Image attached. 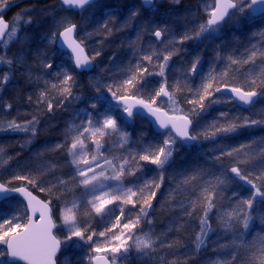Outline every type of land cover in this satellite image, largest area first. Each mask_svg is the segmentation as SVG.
<instances>
[{
    "label": "snow or ice",
    "instance_id": "snow-or-ice-1",
    "mask_svg": "<svg viewBox=\"0 0 264 264\" xmlns=\"http://www.w3.org/2000/svg\"><path fill=\"white\" fill-rule=\"evenodd\" d=\"M90 3L91 0H62V4L69 8L82 9ZM144 3L146 6H151L153 0H144ZM8 4L9 0H0V9L8 7ZM26 11L18 14L10 23L0 14V40L5 34L8 40L17 37L20 21ZM206 12L208 18L205 23L200 24L198 29L180 36L171 34L164 26L150 25L151 34L161 44L164 43V37H172L169 40L171 47L165 46L163 53L151 48L134 51L133 59L127 66L117 68L116 75L103 86V91L99 83L95 85L97 95L89 103V111L78 118V123L69 125L63 144L55 146L57 149L66 147L70 157L69 165L72 171L67 179H57L51 188H44L41 187L45 182L42 173L37 172L14 175L5 183H0V194L18 193L26 201V203L21 201V206L10 218L5 217L0 220V245L5 246L0 250V258H10L13 264H18L20 261L24 264H55L54 258L61 246L76 243L80 247L87 246L86 255L91 264H109L108 254L111 264H115L117 257L127 258L133 247L145 256L154 255L156 247H174V244H166L164 240H160L157 245L151 232H143L142 235L137 236L134 230H137L142 222H146L149 226L152 224L149 210L152 208L157 190L161 188L164 173L171 165L174 152L177 151L178 141L185 145L212 141L214 147L209 150L211 152L209 161L218 162L225 156L232 158V166L227 172L221 171L219 175L200 165L181 174L179 186L196 182L192 189L193 198L189 200L191 207L185 210L184 215L192 216L198 207L203 213L199 219L200 231L194 240L196 250L199 251L205 245L206 238L212 231L209 213L216 208L215 201L220 198L224 190L223 186L234 178L245 181L254 191L249 199L240 201L235 210L220 215V225L226 231L232 232L236 240L242 239L241 224L244 230L249 228L252 219L249 210L253 209L257 196L264 198V152L259 160L260 171L254 173L246 168L249 160L246 159L248 152L245 145L227 147L220 146L218 142L237 133L241 128L264 125V115H260L257 119L251 115L243 116L220 110L215 118L203 124L198 118L217 104L236 101L241 105H253L256 102L254 98L264 96V68L257 69L258 78L250 79L245 86L229 83L226 79L214 75L210 69L207 73L199 75L200 83L193 87L192 79L197 76L201 62L199 55L193 57L188 65L182 66L178 70L179 75H173L171 81L167 73L171 69L169 62L172 57L184 51L181 45L189 40H203L207 35L218 33L237 14H264V0H213V3L206 8ZM136 15L137 12L132 13L133 17ZM23 23H32L31 17ZM60 24L63 30L52 33L49 42L56 43L57 35L61 38V46L66 45L71 50L73 68L61 66L58 71L54 70L57 82L51 83V88L59 93L57 106H61L65 100L80 99L73 91L77 86L76 73L90 71L93 68V61L100 56L99 51L94 56H89L85 52L84 42L78 41L74 36L76 24L68 20H62ZM216 57L224 58L219 49L216 50ZM257 58L258 53L255 50L239 58L234 55L227 56L230 65L243 63L255 66ZM259 58L264 64V52L259 53ZM0 62L12 63L5 61L3 56H0ZM157 62L159 70L154 71ZM40 66L43 69H53V62L44 56L40 60ZM222 75L226 76L227 73ZM151 76L161 78L155 88L148 87V77ZM8 79L9 77L4 75L0 83H6ZM44 83L47 85L49 82L44 81ZM245 87L250 90H245ZM185 90L190 95H183V102L192 106L187 111L177 106L176 94L177 92L183 94ZM225 92L228 93L226 98L217 95ZM46 93H48L47 87L40 92L36 102L45 103L47 111L52 112L51 99L44 100ZM161 97L168 98L167 103L172 106V115H169V111H165L159 103ZM27 99L32 102L33 98L28 96ZM98 103H106L108 106L103 111H99ZM6 107L12 106L8 104ZM134 110L153 117V123L162 130L161 135L164 139L159 144L149 145L139 151L116 155L106 145L113 136H116L119 137L117 144L123 147L128 140V134L123 129L122 120L128 122L135 119L137 111ZM37 123L38 119L34 115L24 124L12 121L7 127L14 131L30 132L34 136L37 133ZM2 151L3 149L0 148V152ZM145 164L155 165L159 170V177L140 179L126 184L125 177L135 176L144 169ZM16 181L22 183L15 184ZM255 181L261 183L257 184ZM29 186L42 192L47 191L57 200L64 199V207L60 215L58 217L55 215L51 200L48 202L38 200L29 190ZM77 188L81 190L79 196H75ZM68 193L74 196L71 201L66 199ZM69 203L71 207L68 206ZM180 207H184L183 202H180ZM117 209L119 215H115L113 221L112 216ZM93 212L101 219L107 217L108 224L104 231L97 232L87 221L80 218L82 215L91 217ZM37 213H39L38 217ZM54 229L63 231V237L58 238ZM101 237L105 239L101 241ZM242 250L244 254L240 264H264V237L255 243L245 242ZM101 253L105 255H100ZM236 260L237 252L234 250L230 260L214 261L213 264H235ZM0 264H4L3 259H0ZM176 264L179 262L177 261Z\"/></svg>",
    "mask_w": 264,
    "mask_h": 264
},
{
    "label": "rangeland",
    "instance_id": "rangeland-1",
    "mask_svg": "<svg viewBox=\"0 0 264 264\" xmlns=\"http://www.w3.org/2000/svg\"><path fill=\"white\" fill-rule=\"evenodd\" d=\"M33 0H9L8 7L0 9V14L4 15L9 9L16 8L17 4H25L27 2H32ZM198 1V8L197 7H188V6H179L181 1L178 0H154V4L151 7L146 8L147 11L151 14L154 18H152L150 21H145V23L142 21L144 19V14L141 16L136 15V17H139L138 19H135V21L132 23V26L128 25L125 19H121L120 24H116V21L119 19L117 16H113L110 11V6H112L114 3H118L119 5H122L123 7H126L127 10H130L132 13L135 11V9H130L131 5L133 4V0H92V2L88 5H86L84 8H82L78 13L73 12V10H67L64 8V10H60L59 8H53V13L59 12L58 19H54L51 21L52 25L59 26V31L62 29L60 22L62 20H68L71 23H73L74 17H79V22L77 23V31H76V39L78 41L82 40L84 42L85 50H87V53L89 56H94L97 51L100 52V56L96 57V59L93 61L95 63V67L91 72H85V82L90 86L91 89L95 90V85L100 84L101 88L104 90L103 86L105 85V79L108 77H112L116 74V70L119 67V61L115 60L112 56L107 57V53L111 52L110 49H108L107 45H103L102 41L98 40L100 38L97 37H104L107 32L111 29L113 30L116 27L119 28V30H115V33L122 36L125 34L126 37L129 38L130 35H132L131 39H137V34L141 33L142 41H137L133 44H137L138 42H141L140 44H137V46L131 47V41H128L126 45H123L121 48L124 52V58L126 66L128 65L130 59L129 57L133 56L134 51H140L141 49L147 50L149 48L156 50L158 52L163 53V50L165 46L171 47V44H169V40L172 39L171 36L164 37V43L161 44L152 34L150 25H156V26H164L166 27L171 34H174L175 36H180L184 34L185 32L192 31L193 29H198L200 24L205 23L208 16L206 12V8H208L212 3L213 0H196ZM182 4V3H181ZM160 5V6H157ZM163 5V6H162ZM185 5V4H184ZM167 6L172 8H166ZM49 8L46 9H34L33 7H27L25 9H22L18 12H16L15 16L12 17L11 22L16 18V16L22 12L26 11V14L23 16L22 20L20 21V31L18 32V35L16 38L12 40L7 39V35L4 38V40L0 44V56L5 57V61H12L11 64H8L6 62H0V69H4V67L7 68V71H11V66H13L15 63L20 64L19 61L22 59V55H17L16 48L20 46H25L29 36L27 37V31L26 28L31 24H25L23 23L24 20H26L28 17L31 18H38V16L45 21L44 18H48L49 12H47ZM168 9V10H165ZM198 11V12H197ZM132 13L130 15H132ZM199 14V15H198ZM54 15H52L53 17ZM132 19V20H133ZM125 21V23H124ZM141 21L140 24H138ZM131 22V21H129ZM107 25V27H105ZM45 26H48L47 22H45ZM135 26V27H133ZM245 26L249 27V32H245L244 34V40L246 43H249L250 45V52L252 50L257 51L258 58L256 61V65L252 64H243L240 63L238 65H231L229 68L230 73L234 71V77L232 78L235 83L239 86H245L247 82L252 78H257L258 73L257 69L264 68V64L261 63V60L259 58V53L264 52V18L257 20L256 22L249 20L247 18V15L243 14H237L236 17H234L229 23L225 24L221 30L218 33L207 35V38H205L207 41L214 40V38L223 39L225 36H232V43H235V46L238 44L237 39L235 36L239 34L240 30L244 29ZM122 27V29H121ZM48 28V27H47ZM251 28V29H250ZM99 29H103V33H100ZM105 30V32H104ZM55 31V30H54ZM58 31V32H59ZM55 31V33H58ZM113 33V34H115ZM100 34V35H99ZM134 34V36H133ZM247 34V35H246ZM52 35V33H51ZM51 35L48 36L45 41L50 44L49 40L51 38ZM116 35V34H115ZM114 35V36H115ZM239 39V38H238ZM128 40V39H127ZM204 40V39H203ZM242 41V38L239 39ZM202 40H189L183 45H189V44H197L200 43ZM104 42V41H103ZM54 44V43H52ZM182 46V45H181ZM180 46V47H181ZM233 46V50L235 48ZM120 47V46H119ZM16 51V52H15ZM122 51V50H121ZM107 52V53H106ZM249 52V53H250ZM180 55V54H179ZM179 55H174V58H179ZM215 56V55H214ZM173 60V57H172ZM171 60V61H172ZM222 59H214V62H219ZM171 61L169 63H171ZM147 63V62H145ZM184 65V64H183ZM259 65V67H258ZM185 66V65H184ZM213 66V64L211 65ZM151 67V66H150ZM13 68V67H12ZM5 70V69H4ZM154 71H158V62L157 66L153 69ZM209 70V69H207ZM237 70V72H236ZM6 71V72H7ZM43 73V72H42ZM236 73V74H235ZM9 76V75H7ZM44 76V75H43ZM159 76H151L148 77V87H156L157 82L160 81ZM10 79L6 83H3V85H7L9 83ZM32 84V83H31ZM107 84V83H106ZM48 85H50L48 83ZM51 90V89H50ZM50 90H48L50 92ZM245 90H250L247 87H245ZM56 95V94H55ZM76 96H79L75 94ZM218 96H222L217 94ZM58 96V95H57ZM15 100H18V97L15 95ZM59 97V96H58ZM224 97V96H222ZM55 98V97H54ZM92 98V97H91ZM90 98V100H91ZM226 98V97H224ZM50 99V96L45 95L44 100ZM56 100L59 98H55ZM261 100V104L255 102L253 105H250L247 111H237L234 106L236 104L234 102L227 103V104H217L213 106L214 112L217 109H226L228 112L232 114H239L243 116H253L257 119L260 118V115H264V96L257 97V100ZM93 100V98H92ZM91 100V102H92ZM167 100L161 99L159 100V103L164 107L165 111H169V115H172L171 111V105L167 103ZM42 103V102H41ZM68 103H71V107L69 108V111H72L71 118L68 120L66 125V131L69 125L79 122V117H83L87 111H89L88 107L84 106H78L81 104H78V100L71 101L68 100ZM90 103V102H89ZM66 103H63V105ZM39 105V104H38ZM57 105V104H56ZM43 106L40 110H35L38 113H43V110L46 109L45 103H43ZM108 105L106 103H98L97 104V110L103 111L105 107ZM177 106L180 108L177 100ZM58 107H62L58 106ZM57 107V108H58ZM181 109V108H180ZM211 113L209 118L212 120L217 116V113ZM208 113V112H207ZM206 113V114H207ZM180 114V113H176ZM259 114V115H258ZM2 119H7V116H3ZM200 119V118H199ZM207 119V118H206ZM206 119L201 118V124H203ZM7 128L6 123H2L0 125V130ZM264 130L263 125L253 126L247 128V134H243V129H239L237 133H234L230 137V144L228 147H239L240 145H245L246 151L248 152V157L246 159L249 160V163L246 165V168L251 169L254 173H258L260 171L259 166V160L261 157L262 152H264V133L262 132ZM243 134V135H242ZM174 135V134H173ZM66 136V132L64 134V138ZM115 139L116 136H113ZM111 138L108 141V144L106 145L107 148H109L110 151H114L116 149L115 142H113L114 138ZM57 144H61L58 142H55V144H46L44 143L37 154V162L36 165L31 170H26L24 172H21L19 167H14L13 175H20V174H29V173H42V179L45 181L41 187L44 188H51L52 185L56 182L57 179H67V176L71 173L72 169L69 165L70 157L68 154H66V158H57L56 156L54 159L46 158L47 155L54 153L57 148L55 147ZM63 144V143H62ZM182 144V143H180ZM207 144V145H205ZM183 145V144H182ZM200 149L198 150V153L200 156H204L207 160L208 157L211 156V152L209 151L211 148L214 147V144L212 141H203L201 144H196ZM194 145V146H196ZM205 145V146H204ZM220 145V143H219ZM178 150V148H177ZM115 152V151H114ZM224 161L221 163H218V167L214 170H210L213 172H216L217 175L221 173V171L227 172V169H229L232 166V158L230 157H223ZM22 166L25 164H28L29 162L27 160H24ZM8 162L9 159L5 158V155L2 153L0 156V171L2 172L4 170V173L8 171ZM216 162V161H215ZM20 163V162H18ZM5 168V169H2ZM229 175L234 176V174L228 173ZM172 176V177H171ZM168 181L161 185V188L158 190V192L163 193L164 196L161 197L165 202H168L170 204V211L172 214H170V223L174 222V219L187 220L190 216L184 215V212L186 209H189L191 207L190 203H188L189 193L187 191V185H180V180L182 179V176L180 173L176 172L175 174H171ZM165 177V176H164ZM180 177V178H179ZM174 178V180H173ZM207 179H211V177H207ZM173 182V183H172ZM241 180L238 178H234L231 182L223 186V189L225 188L223 192L231 195H235L239 193L237 191V188L239 186L243 185L241 184ZM257 184H260V181H255ZM127 184V183H126ZM179 186V187H177ZM185 187V188H184ZM38 193L42 195V197L47 198L46 202L49 200L52 201V207L54 209L55 215L58 217L60 215V211L64 207V199L57 200L55 197L50 196L47 191H40L37 189ZM53 191L55 189L53 188ZM81 194V190L79 188L75 189V196H79ZM188 195V196H186ZM238 197V196H236ZM66 199L68 201H71L74 199V196L71 193L66 194ZM215 201L217 206L221 205L223 207L217 209L216 211H212L209 213L210 220L209 223L211 225L212 231L209 232L208 237L206 238L205 245L201 247L203 248V253L199 256L198 259L194 260V256L196 253L191 250L189 253L188 250L184 249H178L176 246L172 248L168 247H156V252L154 255L145 256L140 252H137V250L133 247L130 249L127 258H119L115 260V264H176L178 261L179 264H213L214 261H225L231 259V253L235 250L237 252V260L235 264H240V259L243 256V244L245 242L247 243H255L257 240H259L257 237H251L254 234L253 231V225L252 220L249 222V228L247 230H244L242 227V224L240 226L241 228V240H236L235 236L232 232L226 231L223 227L220 225V215H222L224 212H232L236 209V207L228 206V203L224 201L222 196ZM180 202L184 203V207H180ZM21 206V201L17 198H11L9 200L3 201V203H0V220H2L5 217L10 218L11 215L16 211L18 207ZM69 207H71V204H68ZM220 207V206H219ZM264 198L261 201L260 199L255 198V202L253 205V209L256 210V216L257 220L260 217H264ZM245 210L246 206H244ZM252 209V210H253ZM252 210H249L252 212ZM176 213V215H175ZM203 214V213H202ZM199 215V219L200 216ZM115 215H119V210L117 209L115 214L112 216V219L114 221ZM252 216V215H251ZM254 217V216H253ZM82 220L87 221L92 228H94L97 232L104 231L105 227L108 224L107 217L104 219H101V217L96 216L95 213H92V216L89 217L87 215H82L80 217ZM198 219V222H199ZM256 220V222H257ZM171 225L167 224V226H164V231H156L153 224L150 226L147 225L146 222H142L141 225L137 230H134L136 235H142L143 232H151L153 235V239L156 240L157 245L159 244L160 240H164L166 244L171 243L174 244L173 241L170 240V238H167V235L170 231ZM142 229V231L140 230ZM198 232L200 231L199 223ZM54 233L57 235L58 238H62L64 235L63 231H60L58 229H55ZM105 238L101 237L100 240L103 241ZM129 243H132V241H129ZM5 246L0 245V250H3ZM88 251L87 246L80 247L76 243H70V245H62L60 253L58 255V258L56 260V264H91V262L88 260L86 252ZM100 255H105L104 253H101ZM110 257V254H108ZM4 260V264H13L11 262H8L6 257L0 258ZM20 264V263H18Z\"/></svg>",
    "mask_w": 264,
    "mask_h": 264
},
{
    "label": "trees",
    "instance_id": "trees-1",
    "mask_svg": "<svg viewBox=\"0 0 264 264\" xmlns=\"http://www.w3.org/2000/svg\"><path fill=\"white\" fill-rule=\"evenodd\" d=\"M180 7L182 6H188V7H197L198 1L196 0H180ZM133 6L131 5L130 9H135L134 12H137L139 16L144 14V19L142 20L144 23L145 21H150L152 18H154L151 14L145 9L142 4L139 3L138 0H133L131 2ZM185 4V5H184ZM160 6V5H157ZM163 6V5H162ZM27 7H33L34 9H46L47 12H49L48 18L41 19L39 16L38 18H31L32 23L26 28L27 31V37L29 36V39L25 46H20L16 48L17 55H22V59L19 61L18 64H14L11 66V71H7V68L4 67V69H0V81H2V78L4 75H9V83L7 85H3V83H0V125L2 123H6L8 125L9 122L15 121L19 124H24L26 121L31 120L32 117L35 115L38 119V123L36 125L37 133L36 135H32L30 132H23L19 130H11L8 127L0 130V148L3 149L2 152H0V156L3 153L5 155V158L9 159L8 162V171L4 173V170L0 171V183H5L7 180L12 178L14 167H19L21 172H24L26 170H31L37 162V154L39 152L40 147L46 143V144H55V142L63 143L65 140L64 134L66 132V125L68 120L71 118V115L73 114L72 111H69V108L71 107V103H68V100H65L62 104V107H58L56 104L58 102L59 93L51 88V83L57 82V77L55 75V71H58L61 66H65L68 68H73L72 63L68 57V54L59 51L54 44L50 43L48 44L45 39L51 35V33H55V31H59V26L52 25L51 21L55 18L58 19L59 12L56 11V13H53V8H59L60 10H64V8L60 5V0H33L32 2H27L25 4H17L16 8L9 9L4 15L3 19L7 22H11L12 17L15 16L16 12L25 9ZM53 7V8H52ZM167 6L166 8H168ZM172 8V7H169ZM173 9V8H172ZM168 10V9H165ZM174 10V9H173ZM110 11L113 12L112 15L118 16L119 19L116 21V24H120L121 19H125L128 25L132 26V23L135 21V19H138L139 17H133L130 15L132 12L130 10H127L126 7H123L122 5H119L118 3H114L112 6H110ZM73 12L78 13L79 10H73ZM198 12V11H197ZM52 15H54L52 17ZM199 15V14H198ZM247 15V18L249 20H252L251 15L248 13H245ZM79 17L76 16L72 20L74 24L77 25L79 22ZM135 18V19H133ZM133 19V20H132ZM131 21V22H129ZM256 22L257 20H252ZM45 22H47L48 26H45ZM125 23V21H124ZM141 21L138 23L140 24ZM134 24V23H133ZM48 27V28H47ZM135 27V26H133ZM122 29V27H121ZM251 29V28H250ZM55 30V31H54ZM115 30H119L118 27L115 26V28L111 32L110 30L104 35V37H97L100 38L98 40L102 41L103 45H107L108 49H110L111 52H106L108 55L107 57H113L115 60L119 61V67H125V60L124 58V52L121 48L123 45H126L128 41H131L132 45L137 41H142L141 33L137 34V39L135 40L132 38V35L126 37V33L122 36L119 32L118 34L115 33ZM249 27L245 26L244 29L238 31L240 32L239 37L238 35L235 36L237 39V45L235 46V43H232V36H225L223 39L214 38V40L207 41L206 39L202 40L200 43L197 44H189V45H182L181 48L184 49L179 55V58H174L171 61V69L167 73L169 80L171 81L173 75H179L178 70L182 66H186L189 64V62L192 61L193 57L199 55L201 57L200 65L198 66V74L195 78L192 79V86H198L200 83L199 75L207 73L210 69L213 71L214 75L220 76L221 79H226L229 83L236 84L234 80L232 79L234 77V71L230 73L229 68L230 62L227 60L228 55H234L237 58L240 56H246L250 52V45L249 43H246L244 40V34L245 32H249ZM100 33H103V29H99ZM191 32V31H189ZM115 33V34H113ZM100 35V34H99ZM115 35V36H114ZM247 35V34H246ZM134 36V34H133ZM242 38V41L239 39ZM128 39V40H127ZM135 40V42H133ZM141 42H138L137 44H140ZM143 43V41H142ZM135 44L134 46H137ZM120 46V47H119ZM133 46V47H134ZM233 46H235L232 54ZM219 49L222 53V56L224 57L221 61L214 62V59H216V50ZM122 50V51H121ZM247 50V51H246ZM215 55V56H214ZM47 56L51 59L53 62V69H43L40 66V60ZM128 59L132 60L133 56L129 57ZM6 60V59H5ZM184 64V65H183ZM213 64V66H211ZM13 67V68H12ZM259 67V65H258ZM209 69V70H207ZM232 69V68H231ZM55 70V71H54ZM7 71V72H6ZM43 72V73H42ZM227 73V75H222L223 73ZM237 72V70H236ZM51 73V75H49ZM85 72L84 73H76V87L73 89L74 94L79 95L80 99L78 100V105L84 106L85 108L88 107L89 102H91L92 98L96 97L97 93L95 90L91 89L90 86L85 82ZM236 74V73H235ZM258 74V73H256ZM44 75V76H43ZM116 75V74H115ZM258 76V75H256ZM113 77V76H112ZM112 77H108L105 79V84L108 83ZM258 78V77H257ZM44 81H48L50 85H45ZM32 83V84H31ZM47 87L48 93L46 95L50 96V99L53 103V110L52 112L43 110V113L36 112L37 110H40L43 106V102L37 104V97H39L40 92ZM154 88V87H150ZM103 91V89H102ZM171 91V89H170ZM56 94V95H55ZM18 97V100H15V97ZM58 95V96H57ZM177 100L178 104L181 109L187 111V109L191 108V105H187L183 102V95H190V93L185 90L183 94L177 92ZM28 96H32V102L28 101ZM55 97V98H54ZM92 97V98H91ZM91 98V100H90ZM261 100L256 101V105L259 103L261 104ZM11 104V108H7L6 105ZM264 104V103H263ZM58 107V108H57ZM237 111H247V109H243L237 106H234ZM36 110V111H35ZM215 109L210 108L208 113L204 114L201 118L206 119V121H211L209 118H211L210 114L214 112ZM220 110L227 111L226 109H217L216 113H218ZM214 112V113H215ZM3 116H7V119H2ZM199 119V118H198ZM122 126L124 131L128 134V140L123 145V147H120L117 144V141L119 140V137L116 139H113V142H115L116 149L115 154L121 155L125 154L127 155L129 151H139L141 148H146L149 145H156L162 142L164 137L161 135V133L155 132L150 124L144 119L143 117L136 116L135 119L129 121V122H123L122 120ZM264 126V125H263ZM243 129V134H247V128H241ZM264 133V130H262ZM242 134V135H243ZM230 136L222 138L219 140L218 143H220V146H229L230 144ZM207 145V144H205ZM204 145V146H205ZM178 150L174 152L173 159L171 161V165L167 167L165 173H164V180L163 184H165L171 174H175L176 172L180 173H187L189 170H193L197 167V165L203 166L207 170L216 169L218 167V163H221L224 161V158L221 161H209L204 156H200L198 153L199 147L196 145H182L178 141L177 143ZM67 150L66 147H61L60 149H57L54 153L48 154L46 158L54 159L56 156L57 158H66ZM24 160H27L29 163L22 166ZM207 161V162H206ZM20 162V163H18ZM5 169V168H2ZM27 173V172H26ZM24 173V174H26ZM159 170L156 168L155 165L151 164H145L144 169L141 172H138L135 176H126L125 177V183L130 184L131 182H136L140 179H146V178H158L159 177ZM172 177V176H171ZM180 178V177H179ZM174 180V178H173ZM15 184H20L22 182L16 181ZM173 183V182H172ZM196 182L193 181L191 184L187 185V191L189 193L188 203L189 200L193 198L192 189L194 188ZM179 187V186H177ZM185 188V187H184ZM29 190L32 191V193L36 194L38 197H40L43 201L46 202L47 198L42 197L41 194L38 193L37 189H32L31 186H29ZM224 190H226L224 188ZM223 190V191H224ZM237 191H239L240 194L236 195H229L225 192H222L220 196L224 199L225 202L228 203V206H233L237 208V205L242 200L249 199L252 196V190L248 189L244 185L239 186L237 188ZM236 193V192H235ZM164 194L156 192V197L152 201V208L149 210L150 216L149 219L152 220V224L156 231H164V226H167V224L171 225L170 231L167 235V238H170L171 241L174 242V245L179 249L188 250L189 253L191 250H193L196 255L193 257L194 260L198 259L201 253H203V248L199 251L196 250L194 245L195 236L198 233V217L202 214V212L199 210V207L197 210L193 213L192 216L189 217V219L180 221L179 219H174V222L170 223V204L168 202H165L163 200ZM188 196V195H186ZM238 196V197H236ZM215 199V198H214ZM263 198L261 199V201ZM219 201L217 200V203ZM220 206V207H219ZM216 206L212 211H216L217 209L223 207L222 204ZM264 209V207H262ZM252 215V224L253 225V231L254 234L251 237H257L259 240L261 237H264V217H260L257 220L256 216V210H252L250 212ZM176 215V213H175ZM254 216V217H253ZM257 220V222H256ZM166 233V231H164ZM257 240V242L259 241ZM109 260L111 261V258L109 257Z\"/></svg>",
    "mask_w": 264,
    "mask_h": 264
},
{
    "label": "water",
    "instance_id": "water-1",
    "mask_svg": "<svg viewBox=\"0 0 264 264\" xmlns=\"http://www.w3.org/2000/svg\"><path fill=\"white\" fill-rule=\"evenodd\" d=\"M92 1V0H91ZM140 1V3L146 8V7H151L154 3H152V5L151 6H146L145 5V3H144V0H139ZM153 2H154V0H153ZM61 4H62V0H61ZM62 6L63 7H65V8H68V9H70L69 7H67V6H65V5H63L62 4ZM73 9H81V8H73ZM261 15H263V14H260V13H255V14H251V16L252 17H258V16H261ZM77 29V28H76ZM63 30V29H62ZM62 30H60V31H62ZM76 32V31H75ZM6 35V34H5ZM74 36H75V33H74ZM5 37V36H4ZM3 40V39H2ZM2 40H0V43L2 42ZM56 43H55V46L61 51H65V52H67L68 54H69V56H70V60L72 61V59H71V56H72V54H71V50L70 49H68L67 48V46L66 45H64L63 47L61 46V38L57 35V37H56ZM85 52H86V50H85ZM87 53V52H86ZM72 65H73V61H72ZM93 68H94V63H93ZM92 68V69H93ZM91 69V70H92ZM90 70V71H91ZM84 72H89V71H83V72H80V73H84ZM220 95H222V96H225V97H227L228 96V93H219ZM161 99H164V100H167L168 98L167 97H161L160 98V100ZM255 99V101H256V99L257 98H254ZM237 105H239L240 107H243V108H248L249 107V105H241L240 103H238V102H236V101H234ZM134 111H137V110H134ZM137 116H141V117H144L146 120H147V122L150 124V126H151V128L155 131V132H157V133H161V129H159V127L155 124V123H153V120H154V118L153 117H150V116H148L147 114H145V113H143L142 111H137ZM174 134V133H173ZM184 144V143H183ZM185 145V144H184ZM242 184L244 185V186H246V187H248V188H250V189H252V187H251V185H248L245 181H242ZM34 196H36L37 197V199L38 200H41V201H43L42 199H40V197H38L36 194H34V193H32ZM17 197L20 201H24V197H22L20 194H18V193H6V194H0V203H2L4 200H7V199H10V198H13V197ZM257 198L258 199H260L261 197H259V196H257ZM24 203H26V201H24ZM39 216V213H37V217ZM36 217H34V219H35ZM59 253H60V251H58L57 252V254H56V257L54 258L55 259V264H56V259L58 258L57 256L59 255ZM6 260L8 261V262H11V263H13V261L10 259V258H7L6 257ZM18 263H21V264H24V262L23 261H20V262H18ZM109 264H111V262L109 261Z\"/></svg>",
    "mask_w": 264,
    "mask_h": 264
},
{
    "label": "flooded vegetation",
    "instance_id": "flooded-vegetation-1",
    "mask_svg": "<svg viewBox=\"0 0 264 264\" xmlns=\"http://www.w3.org/2000/svg\"><path fill=\"white\" fill-rule=\"evenodd\" d=\"M260 18H264V15L262 17H260Z\"/></svg>",
    "mask_w": 264,
    "mask_h": 264
}]
</instances>
